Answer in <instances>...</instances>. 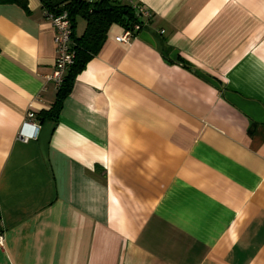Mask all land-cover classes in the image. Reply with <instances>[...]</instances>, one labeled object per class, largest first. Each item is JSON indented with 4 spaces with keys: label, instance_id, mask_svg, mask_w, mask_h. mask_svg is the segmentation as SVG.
Wrapping results in <instances>:
<instances>
[{
    "label": "crops",
    "instance_id": "0c3cea01",
    "mask_svg": "<svg viewBox=\"0 0 264 264\" xmlns=\"http://www.w3.org/2000/svg\"><path fill=\"white\" fill-rule=\"evenodd\" d=\"M25 1L0 4V264H264V0H134L150 20L109 27L56 121Z\"/></svg>",
    "mask_w": 264,
    "mask_h": 264
},
{
    "label": "trees",
    "instance_id": "16d2710c",
    "mask_svg": "<svg viewBox=\"0 0 264 264\" xmlns=\"http://www.w3.org/2000/svg\"><path fill=\"white\" fill-rule=\"evenodd\" d=\"M42 9L59 15L66 12L72 27L73 49L75 59L66 71L61 85L57 88L56 97L47 110L39 113L38 119L54 120L63 105L64 99L70 93L76 76L82 71L89 61L99 50L106 33L112 24H117L123 29H132L135 24L142 25L135 8L122 0H40ZM19 3L27 8L25 0H0V4ZM83 18L86 27L80 37H76L74 30L77 18ZM1 230V227H0Z\"/></svg>",
    "mask_w": 264,
    "mask_h": 264
},
{
    "label": "built area",
    "instance_id": "2783aa9c",
    "mask_svg": "<svg viewBox=\"0 0 264 264\" xmlns=\"http://www.w3.org/2000/svg\"><path fill=\"white\" fill-rule=\"evenodd\" d=\"M89 2H95L99 0H88ZM131 4L138 15L140 20H143L142 25L135 24L132 29H123L121 35L115 37L117 42H128L134 34L139 31L144 23L148 22L151 18V14L143 6L136 3L134 0H122ZM43 16L51 23L54 28V44H55V62L53 70L50 76L47 77V80L52 82L55 88L57 89L65 76L66 71L73 64L75 59V51L73 49L72 41V27L71 22L66 14L63 12L59 15H54L51 12L43 10ZM163 33V30H161ZM36 115L31 110H28L24 116L22 126L17 132L16 139L20 142L27 143L30 140H33L37 137L40 126L35 121ZM27 129H31V132H28ZM4 247V238L2 235V230H0V248Z\"/></svg>",
    "mask_w": 264,
    "mask_h": 264
}]
</instances>
